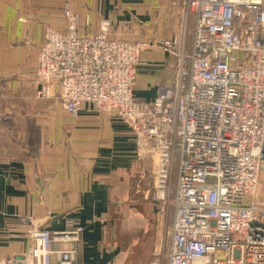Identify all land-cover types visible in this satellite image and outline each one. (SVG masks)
Returning <instances> with one entry per match:
<instances>
[{"label": "built area", "instance_id": "1", "mask_svg": "<svg viewBox=\"0 0 264 264\" xmlns=\"http://www.w3.org/2000/svg\"><path fill=\"white\" fill-rule=\"evenodd\" d=\"M192 40L150 46L77 30L65 7L64 33L49 30L40 47L37 96L56 97L76 117L83 105L119 118L143 157L151 202L171 207L168 247L149 264H264V0H180ZM176 60L174 84L146 103L133 96L141 54L152 47ZM50 93V96H49ZM83 228L34 226L31 247L0 264H76Z\"/></svg>", "mask_w": 264, "mask_h": 264}, {"label": "crops", "instance_id": "2", "mask_svg": "<svg viewBox=\"0 0 264 264\" xmlns=\"http://www.w3.org/2000/svg\"><path fill=\"white\" fill-rule=\"evenodd\" d=\"M64 2L0 0V261L28 252L32 227L62 232L71 220L83 228L76 264H149L155 249L168 247L170 228L142 191L152 161L108 115L83 105L76 117L65 116L59 101L35 98L38 50L47 27L65 32ZM67 5L79 13L81 34L107 21L111 40H175L177 50L186 41L175 0ZM176 65L156 46L143 52L134 98L152 102L174 84Z\"/></svg>", "mask_w": 264, "mask_h": 264}, {"label": "rangeland", "instance_id": "3", "mask_svg": "<svg viewBox=\"0 0 264 264\" xmlns=\"http://www.w3.org/2000/svg\"><path fill=\"white\" fill-rule=\"evenodd\" d=\"M175 2H177L178 3V8H179V15H180V13H181V15L182 14H185V11H184V6H183V4H182V1H180V0H175ZM65 6L63 7V10H64V8L65 7H69L68 5H67V0H65ZM73 13V12H72ZM61 15H63V17H64V12L62 11L61 12ZM76 15V14H75ZM79 15V13H77V16ZM81 15V14H80ZM62 17V18H63ZM181 16H179V18H180ZM29 18V17H28ZM185 18H186V16L184 17V23H185ZM63 19H66V18H63ZM187 25H186V28H185V31H186V34H185V52L186 53H188V50H189V48H190V44H191V40H192V19L190 20V19H188L187 18ZM65 25H66V20H65ZM80 23V22H79ZM79 23L77 24V25H79ZM84 24V26H85V29L84 30H86L87 29V24H86V22H84L83 23ZM182 24H183V22H182ZM185 25L183 24V27H184ZM83 27V26H82ZM81 27V28H82ZM79 28H78V26H77V30H78ZM83 29V28H82ZM49 30H54V31H56V32H58L56 29H54V28H46L45 29V32H44V36H45V33L47 32V31H49ZM88 33H90V30L88 31ZM111 40V39H110ZM181 40V39H180ZM114 41H116V40H114ZM44 42H45V40H44ZM123 42H127V41H123ZM131 43V42H130ZM181 44H182V40H181V43H180V46H181ZM150 45V44H149ZM152 46V45H151ZM40 49V48H39ZM38 52H39V50H38ZM37 59H38V54H37ZM37 66H38V63H37ZM138 66V65H137ZM36 70H37V67H36ZM36 70H35V74H34V76H35V80H36V82L38 81V78H37V75H36ZM135 70H137V67H136V69ZM137 74V73H136ZM39 90H40V84L38 85V93H39ZM160 90V89H159ZM159 92V91H158ZM38 93H36V95H35V98L37 99V100H44V101H47V100H51V101H58L57 100V98L56 97H41V96H37V94ZM158 94V93H157ZM49 96H50V93H49ZM58 103V102H57ZM59 105V104H58ZM92 107V106H91ZM93 110H94V108H92ZM95 111V110H94ZM80 112V111H79ZM79 112H78V114H79ZM97 112V111H96ZM66 114V112H63V114ZM99 113V112H98ZM46 114V113H45ZM64 114V115H65ZM100 114H103V115H108V114H104V113H100ZM65 116H67V114L65 115ZM110 118H111V120L113 121V122H119V123H121V124H123L122 122H121V120H119V118H117V117H115V116H113V114L112 115H108ZM124 125V124H123ZM127 127V126H126ZM128 128V127H127ZM131 133V132H130ZM143 157V156H142ZM145 157V156H144ZM141 179V177L139 178V180ZM140 183H142L141 181H140ZM140 188H141V184H140ZM143 192H145V191H148V188H147V186L145 185L144 186V189L142 190ZM149 193V192H148ZM142 198H144V195H142ZM141 198V199H142ZM256 199H257V203H258V205L259 206H261V207H264V172L263 171H261L260 172V174H259V183H258V187H257V195H256ZM146 201H148V202H151V196H150V194H149V197L147 198V199H145ZM155 204V203H154ZM155 206H156V208H157V211H158V213H160L161 215H163L164 216V221H165V224H166V229L165 230H167L168 229V227L170 226V219H171V215H172V209H171V207H169V208H167L166 210H161V208H160V205H158V204H155ZM168 231V230H167ZM167 235V234H166ZM168 236V235H167Z\"/></svg>", "mask_w": 264, "mask_h": 264}, {"label": "bare ground", "instance_id": "4", "mask_svg": "<svg viewBox=\"0 0 264 264\" xmlns=\"http://www.w3.org/2000/svg\"><path fill=\"white\" fill-rule=\"evenodd\" d=\"M68 114V113H67ZM69 115V114H68ZM70 116V115H69ZM142 151H143V149H142Z\"/></svg>", "mask_w": 264, "mask_h": 264}]
</instances>
